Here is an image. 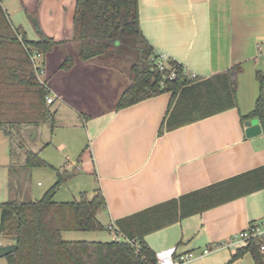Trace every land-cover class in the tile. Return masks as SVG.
<instances>
[{
	"label": "crops",
	"instance_id": "crops-1",
	"mask_svg": "<svg viewBox=\"0 0 264 264\" xmlns=\"http://www.w3.org/2000/svg\"><path fill=\"white\" fill-rule=\"evenodd\" d=\"M13 1L2 6L13 28L20 27L31 41L39 40L26 18L27 10L37 14L42 34L57 42L48 56L41 57L44 81L55 96L48 105L56 124L53 131L47 128L46 140L38 150L56 142L63 149L75 148L71 139L75 133L66 132L70 137L58 139L57 129L64 121L66 131L78 130L81 125L87 145L77 157L73 176L78 174L79 181L92 179V197L96 189L101 191L105 205L96 215L110 232L116 230V220L264 167V136L246 137L245 122L241 121L258 96H253L251 89L248 99L252 107L246 105L242 111L237 95L236 107L162 134L158 130L170 93L121 109H116L115 103L81 121L71 117L65 120L63 112H80L77 104L82 96L77 91L81 85L74 83L76 77L91 72L90 80L99 83L103 78L114 81L116 75L107 68L94 70L93 61H76L69 69L53 62L56 53L61 57L68 54L69 47H75L70 41L75 0ZM138 10L141 33L153 51L167 53L199 79L223 73L234 65L240 66V75L246 64L252 65L255 78L256 71H264L257 69L258 63L264 64L257 52V43L264 40V0H138ZM53 105H57L55 110L51 109ZM263 219L264 187L146 233L144 242L154 253L175 247V256L190 254L182 264H258L249 252L230 261L235 250L222 244L250 223ZM66 237L62 233L64 240ZM5 244L0 239V245ZM205 249L208 252L204 253ZM257 259L264 264V256Z\"/></svg>",
	"mask_w": 264,
	"mask_h": 264
},
{
	"label": "trees",
	"instance_id": "trees-1",
	"mask_svg": "<svg viewBox=\"0 0 264 264\" xmlns=\"http://www.w3.org/2000/svg\"><path fill=\"white\" fill-rule=\"evenodd\" d=\"M25 14L40 36L37 41L28 40L20 27H12L0 0V131L11 141L14 128L44 123L51 131L55 128L54 112L45 101L47 91L35 75L30 56L34 52L45 56L57 42L42 34L36 13L25 10ZM72 24L70 41L77 52L66 55L59 68L69 69L76 61L116 58L125 42L133 41L137 55L125 72L129 84L119 96L116 109L170 93L159 134L237 105L238 65L207 79L192 77L173 60L167 62L164 71L153 66V49L140 30L138 0H75ZM170 71L175 75L169 79ZM256 79L258 96L241 121L258 120L264 130L261 71H256ZM25 164L52 168L56 181L39 200L0 203V239L15 245L2 257L6 264H156L155 253L144 242L146 233L264 187V167H260L116 220L115 231L135 241L139 246L136 252L123 240H64V232L108 230L96 215L105 205L101 191L96 189L91 199L81 193L77 201L56 202L55 192L74 173H60L32 151H26ZM246 252L260 263L255 242L236 249L230 261Z\"/></svg>",
	"mask_w": 264,
	"mask_h": 264
},
{
	"label": "rangeland",
	"instance_id": "rangeland-1",
	"mask_svg": "<svg viewBox=\"0 0 264 264\" xmlns=\"http://www.w3.org/2000/svg\"><path fill=\"white\" fill-rule=\"evenodd\" d=\"M10 1L11 0H2L1 4L2 6H5ZM17 2L16 0L13 1L14 4H17ZM26 18L28 19L27 16ZM31 27V29L36 32L32 24ZM27 39L29 40V38ZM125 44L126 45L123 46L121 50L120 56L110 59L100 58L93 61L94 70L101 68L110 69L111 72L116 75V79L113 78L114 81L112 79L108 80V78H103L102 81L96 83L95 79L90 80L89 78L91 72H89L90 74L88 72L81 73L80 76L75 78L74 83L79 82L81 85L78 87L79 89L77 91V93L82 96L81 98H78L79 103L77 104L80 114L68 113L67 111L63 112L62 116L65 117V120L70 119L71 117L76 118L77 121H81L83 117L85 119L87 115L98 114V112H96L98 110L110 109L111 106L116 103L121 93L129 84L124 73L137 55V49L135 48L133 41L127 40ZM68 50V54L61 57L56 56L60 53H56L55 57L52 58L53 62L60 65L64 61L66 55H75L77 47L71 46ZM48 67L50 68V66ZM257 69H264L263 62L258 63ZM235 86L237 88L236 96L238 95V97L241 98V110L244 111L246 105L252 107L251 105L253 102L252 100L249 101L248 92L251 89L253 91L252 95L254 96L255 94L257 96L259 93V84L255 78V71L251 64H246L244 66L243 74L237 75L235 78ZM55 108H57V105L51 107L52 110H55ZM61 121L63 120L61 119L60 123ZM59 125L61 126L57 129V134H59L58 139H63L66 136L70 137L69 134L65 135L66 132L75 133L71 138L74 142L75 148L70 147V149H63L61 146H58V142H56L55 145H47L44 150L42 149L39 151L38 147H40V144L44 143L46 140V130L47 128L48 130L50 128L49 124H40L38 127H27L22 130L14 129V139L12 141L0 131V203L11 200H39L55 183L56 174L55 170L52 168L26 166V151L38 153L41 159L59 170L60 173L67 171L65 169L67 164L73 163L71 167H67L68 171L72 172L80 151H82L87 145L86 138L83 135L84 131L81 129V125L78 126V130L73 129V131H66L67 128H65V121ZM66 157H68V159ZM74 172L78 171L74 170ZM76 175L78 174H75L74 176L72 175L70 178L66 179L58 188L53 196L54 201H77L80 199L79 193L81 192L85 194L87 199H91L93 194L92 179L81 178L82 180L80 179L81 181H79V177ZM98 220L102 222L100 217ZM65 236H76V241L108 242L113 240V232H110L109 230L69 231L65 232ZM68 237H66V240ZM1 258L2 257H0V264L4 263L3 258Z\"/></svg>",
	"mask_w": 264,
	"mask_h": 264
},
{
	"label": "built area",
	"instance_id": "built-area-1",
	"mask_svg": "<svg viewBox=\"0 0 264 264\" xmlns=\"http://www.w3.org/2000/svg\"><path fill=\"white\" fill-rule=\"evenodd\" d=\"M257 52L258 55L262 56L264 59V40L257 43ZM41 54L38 52H34L30 56V60L35 72V75L38 81L45 87L47 94L45 96V101L47 104H51L54 101L55 96L52 95V90L46 85L43 74L44 68L41 64ZM171 60L167 53L162 51H153L151 55V61L153 66L158 71H164L167 66V62ZM191 76H195L196 74L190 73ZM264 78V71H263ZM175 75V71H170L168 78H173ZM263 102H264V87H263ZM260 126V134L264 136V130L262 129L259 121L257 120ZM66 167H71L70 164H67ZM78 170V168H77ZM113 231V239L115 240H123L125 242H129L135 248V251L138 252L139 246L135 241L128 240L125 236L120 234L119 232ZM256 243L257 252L259 255L264 256V219L260 222H252L250 223L244 230L233 234L227 241H225L222 245L231 249H239L245 248L251 245L252 243ZM175 247L167 248L155 252L156 264H182L183 262L188 261L191 258V255H178L175 256ZM208 252V249L204 250V253Z\"/></svg>",
	"mask_w": 264,
	"mask_h": 264
},
{
	"label": "water",
	"instance_id": "water-1",
	"mask_svg": "<svg viewBox=\"0 0 264 264\" xmlns=\"http://www.w3.org/2000/svg\"><path fill=\"white\" fill-rule=\"evenodd\" d=\"M245 135L246 137H253L260 134V126L255 119H249L245 121ZM15 249L13 244L0 245V257L12 252Z\"/></svg>",
	"mask_w": 264,
	"mask_h": 264
}]
</instances>
